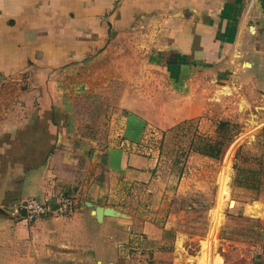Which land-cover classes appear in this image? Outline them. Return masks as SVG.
Instances as JSON below:
<instances>
[{
	"label": "crops",
	"instance_id": "1",
	"mask_svg": "<svg viewBox=\"0 0 264 264\" xmlns=\"http://www.w3.org/2000/svg\"><path fill=\"white\" fill-rule=\"evenodd\" d=\"M209 72L216 88L230 79L264 90L263 2L0 0V93L17 88L0 100V264H63L74 251L110 258L125 218L97 219L94 206L114 205L90 190L109 188L95 174L130 179L157 163L104 148L82 111H108L114 140L137 142L148 125L203 108ZM73 185L72 215L31 222L15 212Z\"/></svg>",
	"mask_w": 264,
	"mask_h": 264
},
{
	"label": "rangeland",
	"instance_id": "2",
	"mask_svg": "<svg viewBox=\"0 0 264 264\" xmlns=\"http://www.w3.org/2000/svg\"><path fill=\"white\" fill-rule=\"evenodd\" d=\"M208 78L213 81L207 86L203 108L172 126L148 125L137 142L114 140L120 126L109 125L112 115L108 111H82L84 119L88 113L96 121L88 125L103 139L104 148L118 145L149 156L157 164L151 175L130 179L110 177L104 169L95 174V181H105L109 188L102 192L95 185L90 190L125 218L121 222L124 231L111 242L110 258L74 251V258H64L63 264H199L209 240L218 241L213 249V255H219L218 264H264V90L251 84L235 86L230 79L220 89L211 72ZM7 90L9 95L0 93L2 106L17 93L14 85ZM186 120H194L193 125L171 130ZM220 121L236 127L220 128L221 134L232 137L219 158L190 146L193 136L215 137ZM238 168L259 170V188L239 185L235 181ZM223 177H228L227 198L220 187ZM68 189L78 199V209L74 185ZM220 217L217 237L212 238L211 229Z\"/></svg>",
	"mask_w": 264,
	"mask_h": 264
},
{
	"label": "trees",
	"instance_id": "3",
	"mask_svg": "<svg viewBox=\"0 0 264 264\" xmlns=\"http://www.w3.org/2000/svg\"><path fill=\"white\" fill-rule=\"evenodd\" d=\"M194 120H186L182 123H179L178 125L174 126L171 128L173 129H186L189 128L191 125H193ZM217 134L215 137H198L193 136L192 140L190 142V146H199L197 149L200 151V153L213 157V158H219L222 150H223V145L227 143L232 135H225L221 134L220 128L226 127L228 129H232L233 127H236V124L230 123L228 121H220L217 122ZM188 126V127H187ZM225 130V131H227ZM193 148V147H191ZM235 181L239 185H244L246 187H251V188H259L260 183L262 182V174L259 170L257 169H242L238 168L236 176H235ZM38 197V196H35ZM41 198V197H38Z\"/></svg>",
	"mask_w": 264,
	"mask_h": 264
},
{
	"label": "built area",
	"instance_id": "4",
	"mask_svg": "<svg viewBox=\"0 0 264 264\" xmlns=\"http://www.w3.org/2000/svg\"><path fill=\"white\" fill-rule=\"evenodd\" d=\"M53 199H43L35 196L20 201L15 212L28 221H36L44 216H69L77 210L78 201L69 190H61Z\"/></svg>",
	"mask_w": 264,
	"mask_h": 264
},
{
	"label": "bare ground",
	"instance_id": "5",
	"mask_svg": "<svg viewBox=\"0 0 264 264\" xmlns=\"http://www.w3.org/2000/svg\"><path fill=\"white\" fill-rule=\"evenodd\" d=\"M222 174V173H221ZM227 178L228 177H225V180H224V177L222 178V182L223 183H221V190H222V192L224 193V195H225V198H227V194H228V188L226 187V180H227ZM220 197H222V194H220ZM234 203V202H233ZM233 205V204H232ZM220 214V213H219ZM214 216V215H213ZM217 216V215H216ZM215 216V217H216ZM223 219V218H222ZM222 220H221V217L220 218H217V220L215 221V224H214V226L212 227V229H211V233H212V235H210V237H212V238H215V237H217L216 236V234H215V230L219 227V225H220V222H221ZM218 230V229H217ZM210 232V231H209ZM217 233V232H216ZM214 235H215V237H214ZM209 236H208V238H210ZM211 238V239H212ZM217 239V238H216ZM217 240H212V241H208L207 242V244H205V246L204 247H206V252H204V254L200 257V261H199V264H218V263H220V261H219V255H213V249L214 248H216L217 247Z\"/></svg>",
	"mask_w": 264,
	"mask_h": 264
},
{
	"label": "water",
	"instance_id": "6",
	"mask_svg": "<svg viewBox=\"0 0 264 264\" xmlns=\"http://www.w3.org/2000/svg\"><path fill=\"white\" fill-rule=\"evenodd\" d=\"M261 2H263L264 4V0H260ZM87 205L93 207V203L91 202H87ZM94 214L96 215L97 219L99 221L103 220L104 215H110V216H121L119 215L120 212H118L114 207H110V206H101V205H96L94 206V210H93Z\"/></svg>",
	"mask_w": 264,
	"mask_h": 264
}]
</instances>
